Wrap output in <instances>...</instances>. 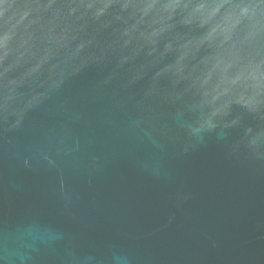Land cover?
Here are the masks:
<instances>
[{"label": "water", "instance_id": "water-1", "mask_svg": "<svg viewBox=\"0 0 264 264\" xmlns=\"http://www.w3.org/2000/svg\"><path fill=\"white\" fill-rule=\"evenodd\" d=\"M90 2L0 0V264H264V134L192 95L246 92L253 22Z\"/></svg>", "mask_w": 264, "mask_h": 264}, {"label": "clouds", "instance_id": "clouds-1", "mask_svg": "<svg viewBox=\"0 0 264 264\" xmlns=\"http://www.w3.org/2000/svg\"><path fill=\"white\" fill-rule=\"evenodd\" d=\"M5 5V13L11 8ZM87 10H94L96 15H103L112 7L123 9L133 8L140 10L145 15L149 12L164 14L168 19L173 15H182L187 22H210L215 14L230 13L238 20H251L255 27L253 39L258 43L264 40V0L259 3H235L233 0H169L160 3L159 0H151L150 3L115 4L112 0H92L82 4ZM9 35L6 33L0 37V47L7 48ZM264 59L256 65V70L250 76V83L245 93L237 94L230 89L219 90L212 95H206L199 89L192 92L198 102L201 103L204 113L218 126H227L229 129L239 131L245 139L251 136L264 134V128H252L246 117H252L264 121Z\"/></svg>", "mask_w": 264, "mask_h": 264}]
</instances>
